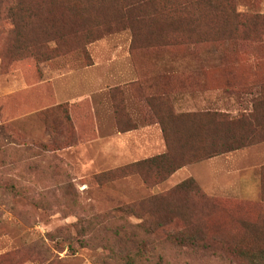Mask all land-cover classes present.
I'll return each mask as SVG.
<instances>
[{"label": "rangeland", "instance_id": "374dc122", "mask_svg": "<svg viewBox=\"0 0 264 264\" xmlns=\"http://www.w3.org/2000/svg\"><path fill=\"white\" fill-rule=\"evenodd\" d=\"M153 1L132 10L142 1L86 0L101 10L90 11L93 19L82 28L90 36L74 38L63 9L73 0H19V7L46 4L51 11L35 29L22 20L25 37L62 36L59 45H44V55L58 48L38 63L28 50L16 55L23 45L6 18L17 12L16 2L0 0V256L8 254L2 264H122L112 255L132 246L137 224L156 223V195H171L168 203L193 215L175 216L164 233L187 229L212 247H175L162 234L165 264H241L233 250L243 225L264 228V143L186 164L164 181L162 170L104 176L168 152L157 114L180 117L176 163L198 150L189 116L237 118L255 103L264 122V0H212L223 12L207 14L204 0ZM188 179L208 203L197 194H172ZM128 206L141 220L120 212ZM137 233L146 240L144 230Z\"/></svg>", "mask_w": 264, "mask_h": 264}, {"label": "trees", "instance_id": "16d2710c", "mask_svg": "<svg viewBox=\"0 0 264 264\" xmlns=\"http://www.w3.org/2000/svg\"><path fill=\"white\" fill-rule=\"evenodd\" d=\"M141 1V3L133 4L129 7V9L133 8L132 10H134L138 6L143 5L145 2H155L153 0ZM15 2L17 12L14 13L15 8L10 9L6 15V18L11 21V24L14 27L13 33L16 34V42H22L21 45H23L19 47L18 50L20 51L16 55L22 54L28 50V57L33 58L39 63L42 61L43 56H47L48 58L50 54H55L58 48L57 45H59V40L62 36L51 38L50 41L46 42L41 39H28L19 29V24L22 20L30 22L34 29L35 27H39V24L40 26L43 25L44 20L51 15L50 8L46 4H35L34 7H19V0H15ZM85 2L86 0H73L74 4H68L64 2L63 9L67 13L66 16L71 19L72 24L70 25L69 29H73L72 37L74 38L80 36H85V38H88V36H90L91 33L85 32V30L82 28H85L89 24L90 20L93 19L90 15V11L98 13L99 10H101V7L94 5H92L94 9H92V6H86L87 4ZM199 4L204 6L203 10L208 8L211 9L205 10L203 14L210 12H223V8L214 5L212 0H204L202 3L199 2ZM187 8L188 7L185 4L182 10L185 11ZM232 13L235 15V17L239 16L234 9H232ZM64 20L65 19L62 18L58 21L63 23ZM232 28L231 31L234 29ZM49 34L50 33H46L47 36ZM43 36H45V33H43ZM89 38L91 39L92 36ZM49 42H55L57 44L56 49L49 50L47 48L46 54L44 55V53L41 51L45 48L44 45L48 44ZM256 116L257 106L255 103L253 104L252 111L247 114L242 113L237 118H232L229 116V114L220 112L200 113L189 116L192 117L191 119L189 118L190 123L198 129V150H196L192 156L188 158V161L181 160L180 162L176 163L173 160V150L175 146L174 128L180 117L176 116L173 111L157 114L158 124L161 126L168 152L164 155L117 169L114 172H108L104 174V176H107L111 173L116 176L117 173H122L121 176H116V178L119 179L128 177L130 176L129 174L138 173L143 169L150 172L162 170L163 175L160 179L164 181L186 164L202 162L251 145L264 143V122L259 123V120ZM239 125H242V127L246 129L245 133L239 136L231 135L227 132L222 134V129ZM213 131H217L221 134L215 135L213 134ZM180 193H193L200 195L201 199L208 203V200L203 195H201L200 189L193 179H188L180 183L172 190V194ZM152 199L156 204V212L158 213L156 223L147 224L146 222L145 224L144 221L140 224H137L134 227L136 231L131 232L132 239H130V242L132 243V246H130L129 249H126L125 245L117 251L118 254L112 255L116 263L121 261L122 264H165L164 254L161 248L163 243L160 236L162 234L164 237L163 242H169L170 245L175 247L192 248L198 251H210L212 249L211 246L200 244L201 240L197 238V235L187 231V229L164 233V228H167L173 223L175 216H179L180 218L190 221L189 219H191L193 215L184 211L185 209L183 207H174L171 203H168L167 200L171 199V195L169 194L162 195L160 197L156 195ZM120 212L124 213V215L128 214V216H134L136 219L141 220L135 215V212H133V208L131 206H128L125 209H120ZM243 227V239L241 240V243L234 248L233 255L238 258L241 264H264V228L259 227L257 223H247L246 225H243ZM139 229L144 230L146 233V240H141L138 238L137 232ZM7 257L8 254L1 255L0 264H2Z\"/></svg>", "mask_w": 264, "mask_h": 264}]
</instances>
